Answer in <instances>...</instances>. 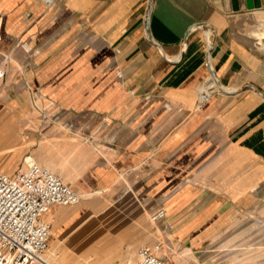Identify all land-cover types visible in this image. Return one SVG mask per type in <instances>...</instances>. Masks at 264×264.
Here are the masks:
<instances>
[{
	"label": "crops",
	"instance_id": "1",
	"mask_svg": "<svg viewBox=\"0 0 264 264\" xmlns=\"http://www.w3.org/2000/svg\"><path fill=\"white\" fill-rule=\"evenodd\" d=\"M245 3L0 0V172L30 152L83 201L45 215L51 255L76 256L56 242L83 220L85 254L99 243L113 262L161 244L221 264L264 245V7Z\"/></svg>",
	"mask_w": 264,
	"mask_h": 264
},
{
	"label": "built area",
	"instance_id": "2",
	"mask_svg": "<svg viewBox=\"0 0 264 264\" xmlns=\"http://www.w3.org/2000/svg\"><path fill=\"white\" fill-rule=\"evenodd\" d=\"M211 48L209 43L208 52ZM208 66L212 69L210 61ZM214 92V87L203 90L201 100H209ZM24 163L25 169L16 174L0 172V264H55L46 258L52 231L45 215L53 206L77 205L82 197L31 153L25 155ZM164 216L161 209L152 220ZM162 249L161 244L154 249L140 247L132 264H170L160 255ZM55 258L60 259V254Z\"/></svg>",
	"mask_w": 264,
	"mask_h": 264
},
{
	"label": "rangeland",
	"instance_id": "3",
	"mask_svg": "<svg viewBox=\"0 0 264 264\" xmlns=\"http://www.w3.org/2000/svg\"><path fill=\"white\" fill-rule=\"evenodd\" d=\"M262 11H264V10L255 12L256 13L255 16H256V18L259 21L258 22V25H257L258 26L257 32L258 31H264V22L260 18V12H262ZM255 39L261 45V47L264 48V42L263 41H260L257 37ZM11 126L13 128L12 134H13L14 138L15 137L17 138L18 131L16 130V127H15V125H14L13 122H11ZM27 150H29V148L28 147H25V149H23V151L20 153L21 154L20 156L22 157V154L24 155L25 154L24 152L27 151ZM62 165L63 166H66L65 163H62ZM100 198H101L100 196L99 197H92V198H90L88 204H90L91 202L93 203L94 201H97ZM82 202L83 201L81 200V203H79L77 205H73V206H71V208L72 207L73 208L74 207H78L80 204H82ZM93 207H94L95 211L98 212V209H99L100 205H93ZM92 210L93 209L91 207L90 208V211H92ZM94 219H96V218H94ZM261 232L262 231H261V229L259 227H253L252 230H251V236H259V235H261ZM156 241L157 240H155V242ZM69 246H73V243L70 244ZM234 247L236 249H241L240 250L241 252L234 253V254L229 255L226 259L222 260V263L221 264H235V263H237V264H244V262L245 261H249V259H243V257L249 256L251 253H252V258H253L251 261L254 264H264V255H262V252L264 251V245L263 244L251 243V244H246L244 246L243 243H238L237 245H234ZM250 249H251V252H249ZM85 251H87V249ZM100 251H101L100 244L97 243L96 244V248L93 247L90 250V252L87 253V254H85V252L84 253H81L79 255L76 254V256H73V259H65V258H63V259L62 258L61 259H57V258H55V256H52L51 257V260H53L52 262H54L55 264H59V263H67V264H104V263L116 261V260H102V259H99V256H100L99 253H100ZM168 251H170V250H168ZM243 251H245L246 254ZM161 255H162V253H161ZM134 260H135L134 258H132V257L129 256V257L123 259V260H120V262L121 263H124V264H132L134 262ZM167 260H168V262L170 264H185V260L182 258V256L177 255V254H174V255H171L170 254V256H167ZM187 263L190 264V260ZM211 263H212V261H207L206 264H211Z\"/></svg>",
	"mask_w": 264,
	"mask_h": 264
},
{
	"label": "bare ground",
	"instance_id": "4",
	"mask_svg": "<svg viewBox=\"0 0 264 264\" xmlns=\"http://www.w3.org/2000/svg\"><path fill=\"white\" fill-rule=\"evenodd\" d=\"M264 36V35H263ZM91 218V215L89 217H87V220L89 221V219ZM97 218V217H96ZM86 220V219H85ZM86 220V222H87ZM88 223V222H87ZM98 223H103L101 222V220L97 221ZM103 227V226H102ZM91 229V228H90ZM94 231V230H93ZM99 233V232H98ZM96 238V237H95ZM98 238V237H97ZM96 238V239H97ZM66 242V244L70 245L73 243L74 248H76L75 253L77 255L81 254L82 252H84L86 249H88L95 241L92 240V238L90 237L88 230L86 229L85 226V222L84 220L77 225L74 230L70 233V236L66 239L63 240V238L59 241H57V245L59 244H64L63 242ZM60 246V245H59ZM58 248V247H57ZM50 251V250H49ZM83 255V254H82ZM53 255L47 253L46 258L49 261H53L51 260V257ZM81 257V256H80ZM54 263V262H53Z\"/></svg>",
	"mask_w": 264,
	"mask_h": 264
},
{
	"label": "water",
	"instance_id": "5",
	"mask_svg": "<svg viewBox=\"0 0 264 264\" xmlns=\"http://www.w3.org/2000/svg\"><path fill=\"white\" fill-rule=\"evenodd\" d=\"M245 4L247 9L254 10V9H261L264 7V0H245ZM232 4L235 10L240 9L241 0H232Z\"/></svg>",
	"mask_w": 264,
	"mask_h": 264
}]
</instances>
